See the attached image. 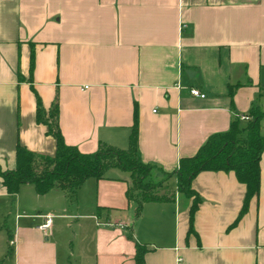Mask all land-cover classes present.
Listing matches in <instances>:
<instances>
[{"label":"crops","instance_id":"crops-1","mask_svg":"<svg viewBox=\"0 0 264 264\" xmlns=\"http://www.w3.org/2000/svg\"><path fill=\"white\" fill-rule=\"evenodd\" d=\"M36 97L45 111L56 99L63 141L82 153L126 148L135 112L139 158L170 195L135 216L117 168L86 178L72 200L27 183L11 197L0 181V264H134L135 243L144 264H264V148L258 192L234 225L245 188L232 171L191 179L192 233V197L174 175L251 107L264 135V0H0L1 169L14 167L16 144L54 152Z\"/></svg>","mask_w":264,"mask_h":264},{"label":"trees","instance_id":"trees-1","mask_svg":"<svg viewBox=\"0 0 264 264\" xmlns=\"http://www.w3.org/2000/svg\"><path fill=\"white\" fill-rule=\"evenodd\" d=\"M32 64V53L29 65ZM232 86H228V97L231 105ZM261 112L251 107L248 119L242 125L239 119L230 122L227 130L210 134L197 148L196 152L178 159L174 171L176 191L183 198L192 197L188 209L187 233H192V219L199 197L191 189L190 181L202 170L232 171L236 180L244 185L245 191L241 207L231 225L245 213L249 199L259 189L258 161L264 148V135L259 132ZM35 120L46 127V133L54 140L52 155L31 152L16 144L14 167L0 168V181L9 196H13L21 184H31L37 194H44L57 188L72 200L77 188L88 177L103 178L110 168L127 172L129 184L125 197L134 204V215L137 216L145 202L167 200L166 194L159 192L161 180L153 178L154 165L140 160L137 150V120L133 113V122L128 135L126 148L99 143L89 153L80 152L75 146L63 141L57 124V102H52L45 111L38 97L35 99ZM134 264H144L145 246L134 245Z\"/></svg>","mask_w":264,"mask_h":264},{"label":"built area","instance_id":"built-area-1","mask_svg":"<svg viewBox=\"0 0 264 264\" xmlns=\"http://www.w3.org/2000/svg\"><path fill=\"white\" fill-rule=\"evenodd\" d=\"M180 27H184V24H181ZM188 93L193 96V97H197V98H203L205 95L203 92H201L198 88L196 87H189L188 89ZM239 120H247L248 116L245 114H236L235 115ZM50 225V215H46L44 216L43 221L37 225V228L41 231H46L48 229Z\"/></svg>","mask_w":264,"mask_h":264},{"label":"rangeland","instance_id":"rangeland-1","mask_svg":"<svg viewBox=\"0 0 264 264\" xmlns=\"http://www.w3.org/2000/svg\"><path fill=\"white\" fill-rule=\"evenodd\" d=\"M159 192H161V193H163V194H166V195H170V194H169V191L164 190V189L159 190Z\"/></svg>","mask_w":264,"mask_h":264}]
</instances>
